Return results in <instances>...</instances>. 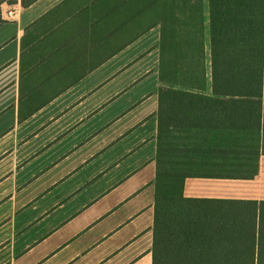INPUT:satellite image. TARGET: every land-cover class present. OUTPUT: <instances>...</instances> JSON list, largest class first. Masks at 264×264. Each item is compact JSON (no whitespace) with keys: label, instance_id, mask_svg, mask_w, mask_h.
<instances>
[{"label":"crops","instance_id":"crops-1","mask_svg":"<svg viewBox=\"0 0 264 264\" xmlns=\"http://www.w3.org/2000/svg\"><path fill=\"white\" fill-rule=\"evenodd\" d=\"M84 3L0 0V264H153L160 29L105 60ZM226 172L184 196L264 201Z\"/></svg>","mask_w":264,"mask_h":264},{"label":"trees","instance_id":"trees-1","mask_svg":"<svg viewBox=\"0 0 264 264\" xmlns=\"http://www.w3.org/2000/svg\"><path fill=\"white\" fill-rule=\"evenodd\" d=\"M82 11L105 60L160 29L153 264H264V201L184 196L187 178L249 179L264 155V0H85Z\"/></svg>","mask_w":264,"mask_h":264},{"label":"rangeland","instance_id":"rangeland-1","mask_svg":"<svg viewBox=\"0 0 264 264\" xmlns=\"http://www.w3.org/2000/svg\"><path fill=\"white\" fill-rule=\"evenodd\" d=\"M205 1H206V3H207L208 0H205ZM207 13H208V12H207ZM206 30H207V46H208V38H209L208 27H207ZM207 58H208V59H207V60H208V61H207V63H208V65H207V66H208V73H209V75H210V53H209V47H208V56H207ZM209 82H210V78H209ZM209 92H210V86H209Z\"/></svg>","mask_w":264,"mask_h":264},{"label":"built area","instance_id":"built-area-1","mask_svg":"<svg viewBox=\"0 0 264 264\" xmlns=\"http://www.w3.org/2000/svg\"><path fill=\"white\" fill-rule=\"evenodd\" d=\"M17 14V12H9V16L12 18H15V15Z\"/></svg>","mask_w":264,"mask_h":264}]
</instances>
